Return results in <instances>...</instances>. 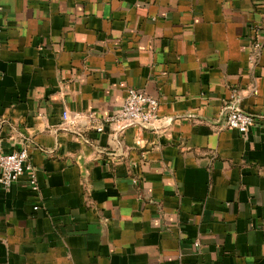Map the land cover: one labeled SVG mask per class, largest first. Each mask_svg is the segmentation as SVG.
Listing matches in <instances>:
<instances>
[{"label": "crops", "instance_id": "0c3cea01", "mask_svg": "<svg viewBox=\"0 0 264 264\" xmlns=\"http://www.w3.org/2000/svg\"><path fill=\"white\" fill-rule=\"evenodd\" d=\"M251 25L264 0H0V149H26L38 184L0 187V264H264ZM129 88L158 100L157 121L63 124ZM232 88L261 116L247 136L220 115Z\"/></svg>", "mask_w": 264, "mask_h": 264}, {"label": "built area", "instance_id": "2783aa9c", "mask_svg": "<svg viewBox=\"0 0 264 264\" xmlns=\"http://www.w3.org/2000/svg\"><path fill=\"white\" fill-rule=\"evenodd\" d=\"M263 28L258 25L250 26L248 41L252 50L260 51L262 47ZM253 91L255 89L253 88ZM238 89L230 90L229 98L222 108L221 117L224 118L225 128L237 129L242 135L247 136L251 128L256 124L258 117L241 110L238 103ZM158 100L143 90L129 88L123 103L113 112L103 116L90 111L63 110L62 122L67 129L86 128L97 133L111 129L119 133L129 125H148L159 119ZM26 174L28 183L33 191H37L36 169L30 162L26 149L3 153L0 149V187L8 190L10 186L22 175ZM37 208V206H35ZM195 247L200 242L193 240Z\"/></svg>", "mask_w": 264, "mask_h": 264}]
</instances>
